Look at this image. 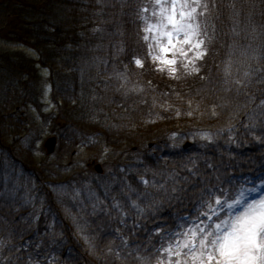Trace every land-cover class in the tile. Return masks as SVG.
I'll return each mask as SVG.
<instances>
[{"label": "trees", "instance_id": "1", "mask_svg": "<svg viewBox=\"0 0 264 264\" xmlns=\"http://www.w3.org/2000/svg\"><path fill=\"white\" fill-rule=\"evenodd\" d=\"M153 2L0 0V40L17 46L0 53V264H141L205 183L263 181L264 0H207V55L179 78L143 40Z\"/></svg>", "mask_w": 264, "mask_h": 264}, {"label": "snow or ice", "instance_id": "2", "mask_svg": "<svg viewBox=\"0 0 264 264\" xmlns=\"http://www.w3.org/2000/svg\"><path fill=\"white\" fill-rule=\"evenodd\" d=\"M209 14L207 0H154L151 9L148 4L141 6L138 15L145 25L143 40L148 43L152 61L161 65L157 71H164L167 66L169 74L179 78L175 75L178 63L188 73L199 71L196 61L207 55L204 45L208 39ZM154 48L158 51H153ZM135 64L144 66L140 59H135ZM225 74H232L231 61L225 67ZM252 75L251 70L243 73L245 79ZM235 83L242 85L239 79ZM260 106L264 108V99ZM261 189L264 181L259 187L205 183L195 198L193 214L181 217L183 223L164 233L154 256L138 257L141 264H264ZM177 191L173 188V192Z\"/></svg>", "mask_w": 264, "mask_h": 264}, {"label": "rangeland", "instance_id": "3", "mask_svg": "<svg viewBox=\"0 0 264 264\" xmlns=\"http://www.w3.org/2000/svg\"><path fill=\"white\" fill-rule=\"evenodd\" d=\"M16 48H17V46L15 44H11V43H8L6 41H3V39L0 40V50H1L0 53L8 52V53L13 54L14 53L13 51ZM27 55H28V57H31V51H28ZM169 58H171V53H169ZM48 96H49V92H48ZM77 156H79L77 158L79 161L88 160V159H90L89 157L91 156V153L88 152L87 147H81V149L79 150V153H77ZM261 190H263L262 192H264V189H261Z\"/></svg>", "mask_w": 264, "mask_h": 264}, {"label": "water", "instance_id": "4", "mask_svg": "<svg viewBox=\"0 0 264 264\" xmlns=\"http://www.w3.org/2000/svg\"><path fill=\"white\" fill-rule=\"evenodd\" d=\"M55 146H56V138H50L46 145H45V149L47 150L48 154H52L55 150ZM98 170H100V167H97Z\"/></svg>", "mask_w": 264, "mask_h": 264}]
</instances>
